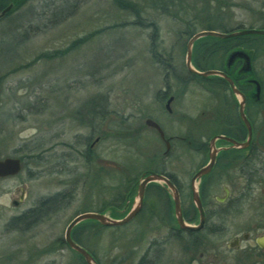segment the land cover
<instances>
[{
	"label": "rangeland",
	"instance_id": "obj_1",
	"mask_svg": "<svg viewBox=\"0 0 264 264\" xmlns=\"http://www.w3.org/2000/svg\"><path fill=\"white\" fill-rule=\"evenodd\" d=\"M127 1L143 9L145 23L157 26L156 37L153 28L133 25L136 18L120 10L112 0H32L16 10L9 18L11 21L0 22V157L23 160L20 174L0 180V264L80 263L76 252L67 248L50 254L41 252L63 239L68 223L77 214L95 212L115 217L113 209H122L127 195H134L133 189L129 191L133 182L146 171L158 170L164 145L154 130L144 129L147 116L155 115L168 135L195 139L193 119L200 108H210L211 99L204 92L212 89L204 88L205 84L187 83L183 97L178 96L176 103L177 114L182 116L183 110L186 117L179 121L181 128L175 126L171 118L161 113L162 105L155 99L158 89L163 87L164 72L154 63L153 41L156 51L163 54L179 34H184L179 40L183 46L176 45L174 53L176 60L183 61L185 45L195 32L208 28L221 32L239 24L248 28L264 25V21L251 20L238 9L229 17L227 0H211V4L210 0ZM233 1L242 5L252 0ZM90 34L93 36L87 40ZM80 39L84 40L82 44L77 43ZM198 42L210 44L214 40L205 37ZM74 43L76 48L64 55L36 59L41 54L66 51ZM256 47L264 49V37L256 39ZM215 60L216 57L209 58L202 66L209 69ZM254 68L264 91V52L257 55ZM94 105L99 107L93 109ZM85 109L105 110V122H109L106 131L121 133L105 137L92 148L89 163L76 149L83 152L85 148L77 145V136L91 137V128L77 126L73 120L77 112ZM115 113L117 118L136 115V121L122 125H142L144 130L136 133L137 138L125 136L122 134L125 127L114 121ZM203 121L197 128L208 134L209 123ZM99 131L97 135L104 136L103 126ZM183 145L186 149V143ZM185 154L187 158L179 171L187 195L185 203L189 206L192 176L189 173L195 167L196 156L191 152ZM172 170L178 172L177 167ZM220 179L217 174L212 182ZM22 189L24 199L20 201ZM148 192L147 202L155 201L156 210L163 213L167 209L163 192L157 187ZM56 194L64 195L62 204L42 224L25 232L7 229L12 217L30 209L38 200ZM254 198L256 207L264 200V191L257 188ZM13 202L18 206H13ZM128 212L129 207L120 210L116 218L121 219ZM163 214L160 218H166L163 222L160 219L155 222L143 212L122 227L106 228L97 235H89L87 230L82 241L101 264H113V260L118 264H137L151 241H166L163 248L159 247L163 250L161 258L167 260L165 263L178 264L185 257L178 241L168 242L165 224L173 222ZM255 214L252 207L244 218L242 215L236 218L242 221L237 223L245 225L249 218L257 219ZM244 229L232 226L230 233L219 238V251H226V241ZM29 257L33 260L28 261ZM202 261L198 263L203 264Z\"/></svg>",
	"mask_w": 264,
	"mask_h": 264
},
{
	"label": "flooded vegetation",
	"instance_id": "obj_2",
	"mask_svg": "<svg viewBox=\"0 0 264 264\" xmlns=\"http://www.w3.org/2000/svg\"><path fill=\"white\" fill-rule=\"evenodd\" d=\"M225 3L229 17H233V13L238 9L239 12L248 14L251 20L264 21V0H252L242 5H237L233 0L230 2L227 0ZM209 8L213 11L211 7ZM221 8L225 9L224 7ZM240 14L243 13H239L238 15ZM247 30H264V25L257 28H248L244 24H239L235 28L221 32L213 28L202 29L191 34L188 41L193 35L202 31L234 34ZM183 36L185 35L179 34V38L176 39L172 47L163 50L167 55L163 53L159 54L161 59L154 58V63L157 67L162 68L164 72L163 87L160 90L158 89L155 99L162 105L161 113L171 118L174 125L179 128L182 127L179 121L186 116H184L181 107L180 110H182L181 113L183 115L180 116L177 114L176 103L178 96L183 97L187 83L196 82L200 85L205 84L204 88L206 89L211 88V91L204 92L207 96L209 95L211 106L203 110L200 108L197 117L193 119L196 127L195 139H188L186 136L181 137L175 134L168 135L163 124L156 119L155 115L151 114L145 118L143 123L144 129L149 128L156 132L164 145V152L158 161V170L146 171L142 173L140 179H136L133 182L129 191L131 192L133 189L135 191L134 195H127L128 198H126L125 204L120 210L125 211L129 207L130 211L137 205V188L139 181L143 177L150 174L161 175L171 183L177 192L181 215L185 225L198 228L202 219L201 228L196 231L179 228L174 214V200L171 196L173 192L162 182H154L146 185L141 209L131 221L143 212H146L155 222L162 217L161 214L163 213L165 216L171 218L170 220L173 222V225H167L164 222L165 227L169 231L167 240L168 242L172 240L178 241L179 250L182 251L181 255L185 257L178 264H199V260H203V264H264V200L259 201L255 207L256 199L254 198V193L257 188L264 191V91L262 82L256 75L254 68L257 55L264 52V49L259 50L256 47V39L264 36L248 34L225 39L206 37L214 40L210 44L199 43L198 41L200 39L205 38L202 37L194 42L191 66L200 73L217 71L223 73L226 77L217 75L201 77L192 74L186 68V55L183 61L181 59L176 60L174 55L175 48L178 44L179 47L183 46L179 42ZM187 43L184 48L185 54H187ZM196 44L197 47H195ZM181 51L179 50L180 58ZM244 53L249 56L251 65L250 72L244 70ZM234 54L235 56H233ZM214 57H216L217 62L211 68L206 69L202 66L209 58L213 59ZM228 79L231 80V83ZM90 111L96 116L92 124L89 119ZM90 111L85 109V111L77 112L76 118H73L77 126L90 127L92 131L91 137L81 139L77 136V145L85 149H83V152L78 149L76 151L81 154V158L86 162L89 156V149L92 150L105 137L115 136V134L106 131V126L109 123L108 121L105 122L106 111L98 109L96 111ZM113 115L114 121L118 122L120 126L124 122L136 121L138 119L133 114H130L126 118H121V116L117 118V113ZM147 120H151L159 126L163 132V137L157 129L146 124ZM203 120L209 123L210 133L208 134L200 133L201 128H197L200 126L199 122H204ZM94 126L97 127V130L93 128ZM101 126L104 127V136L97 135L100 132ZM122 126L125 127L123 129L130 131L129 133L123 130L124 132L122 133L125 136L131 135V137L135 136V138L139 135L136 133L144 130L142 125L138 127ZM94 135L97 136L93 137ZM90 139L91 142L89 143ZM180 141L186 143V149H184V143L177 145V142ZM185 152L189 154L191 152L196 156L195 167L189 173V175H192L189 181V206H186L187 204L185 203L187 195L182 185L183 183L181 181L183 178L179 171L184 166L183 164L187 158ZM211 156L214 157L211 168L201 175L200 178L196 179L195 182V189L200 204V208L198 209L197 204L193 200L191 181L196 174L210 165ZM175 167L178 168V172L172 170ZM168 169L171 171H168ZM217 174L221 179L213 183L212 178L217 177ZM130 183L131 180H129L128 186ZM152 187H157L166 197L167 209L163 213H159L156 210L155 201L147 202V197H149L148 191ZM168 207H170V210ZM252 207L257 212L255 214L257 219L254 217L249 218L246 220L247 222L245 221V225L237 223L242 221L236 218L240 215H242L241 218H244L243 216L246 215L247 210H251ZM113 210L120 212L118 209ZM105 215L112 219H117L111 215ZM165 219H160V221L163 222ZM232 226H242V228L246 229L242 233H235L233 237L226 241V251H219V238L226 233H230ZM176 235H179V237L176 238ZM154 242L158 244L152 245ZM165 243L166 241H151L147 248L150 250L143 253L137 264H168L165 263L167 260L161 258L163 250L159 248ZM187 256L188 259L186 260Z\"/></svg>",
	"mask_w": 264,
	"mask_h": 264
},
{
	"label": "water",
	"instance_id": "obj_3",
	"mask_svg": "<svg viewBox=\"0 0 264 264\" xmlns=\"http://www.w3.org/2000/svg\"><path fill=\"white\" fill-rule=\"evenodd\" d=\"M12 8H13V4H9L4 9H2L0 11V20L3 19L12 10ZM248 34H257V35L264 36V30H247V31H241V32L234 33V34H222V33L215 32V31H202V32H199V33L193 35L187 43V54H186V68H187V70L190 73L195 74V75H199L201 77H208V76H214V75L226 77L223 73H220L217 71H206V72L200 73V72L196 71L191 66V56H192V48H193L194 42L196 40H198L199 38H202V37H214V38H219V39H225L228 37L242 36V35H248ZM235 54L233 56H235ZM244 58H245L244 70L246 72H250L251 71V65H250V61H249V56L247 54H245ZM228 81L231 83V80L228 79ZM256 84H257V82H256ZM257 92H258V88H257ZM245 122L247 123L246 119H245ZM146 124L148 126H151V127H154L155 129H157L159 131L160 135L163 137V132L161 131V129L159 128V126L156 123L152 122L151 120H147ZM213 160H214V157L211 156L210 165L206 169H204V170L200 171L198 174H196L191 181L192 196H193L194 202L198 206V209L200 208V204H199V200H198V196H197V191L195 189V182H196V179L200 178L201 175L206 173L211 168ZM22 169H23V163H22L20 158H15V157L1 158L0 157V179L15 177L21 173ZM154 182H162L168 188H170L172 190L173 194L171 196L174 200V214H175V219H176V222H177L179 228L183 229V230H189V231L199 230L202 226V219H201L200 226L198 228L197 227H189V226L185 225L183 218H182V215H181V210H180V206H179V202H178V195H177V192L174 189V187L171 185V183L165 177H163L161 175L150 174L146 177H143L139 181L138 188H137L138 203L123 218L112 219L105 214L95 213V212L80 213V214L76 215L68 223V225L65 229V232H64V237L62 240L65 242V244L67 245V247L69 249L78 253L83 258V260L85 261L86 264H97L96 261L94 260V258L92 257V255L86 249H84L82 246H80L79 244H77L73 241L72 236H71L72 230L77 225H79L81 222L86 221V220L97 221L100 225L106 226V227H121V226L128 224L138 214V212L141 209L142 201H143V194H144V190H145L146 185L149 183H154ZM23 199H24V190L22 189L20 201H23ZM12 204L15 207L18 206L17 202H13Z\"/></svg>",
	"mask_w": 264,
	"mask_h": 264
},
{
	"label": "trees",
	"instance_id": "obj_4",
	"mask_svg": "<svg viewBox=\"0 0 264 264\" xmlns=\"http://www.w3.org/2000/svg\"><path fill=\"white\" fill-rule=\"evenodd\" d=\"M30 1H32V0H0V11L2 9H4L7 5L13 4L12 10L3 19H1L0 22L3 21V20L11 21L12 19H9L10 16L16 10H18L19 8L25 6ZM112 2L120 10L129 12V13H131V15H133V17L136 18V21L133 22V25L138 26L140 28H142V26H144V28H153L154 37L157 36V32H158L157 26L153 22L145 23V21H144V19L142 17V13H143V9L142 8L138 7L136 4L131 3L130 1H127V0H112ZM92 36H93V34H90L86 39L88 40V38H89V40H90L92 38ZM83 42H84V40L80 39V40H78L77 43L82 44ZM152 44H153V49H151V53H152L153 57L157 58V59H161V57L159 55L160 53L158 51H156V49H155V46H156L155 44L156 43L153 41ZM74 48H76V43L72 44L71 47L68 50H66V51L65 50L62 51V52L61 51H56L53 54H47V55L46 54H41L36 59H40V58H43V59L51 58L52 59L55 56L64 55L66 52H68L69 50H72ZM96 107H99V106H97V105H94V107L92 106L93 109L94 108L96 109ZM90 116H91L90 117V123L92 124L93 121H94L93 119L96 118V116L94 115L93 112H90ZM93 128L95 130H97L96 126H94ZM122 134H124V133H122ZM115 135H119L120 136L121 133L116 132ZM91 152H92V150L89 149V151H88V155L89 156L87 157L88 158L87 162H91V158H92L91 157ZM39 157H41V156H39ZM40 160L41 161L44 160V157L41 158ZM21 161H23V160L21 159ZM63 196H64L63 194H56V195H53L51 197L42 198L41 200H38V202L33 207H31L30 209L24 211L23 213H21L20 215H18L16 217H12L9 220V223L7 225V229L11 230V231H22V232H25V231H29L32 228L42 224L43 221L46 218H50V216L54 212H56V209L58 208L59 204H62L61 200L64 198ZM117 213H118L117 211H114L113 215H115V217H116ZM106 228H118V227H104V226L100 225L97 221L86 220V221L81 222L79 225H77L72 230V233H71L72 239L76 243H78L79 245L83 246V248L86 249L92 255V257L94 258V260L96 261L97 264H101L99 259L91 251H89L86 248L85 241H82V238H83L82 236L85 235V232L87 230H89V232H88L89 235H97L101 230H107ZM175 237L178 238L179 235H176ZM86 243H88V242H86ZM156 244H158V243L154 242L152 245H156ZM63 248L69 249L63 240H57V241L54 242V244L52 246L48 247L47 250L42 251L41 255L45 254V253H49L50 254V253H52V252H54L56 250H60V249H63ZM69 250H71V249H69ZM149 250L150 249H147L146 252H148ZM75 254H77L78 260L80 262L79 264H86L85 261L83 260V258L78 253H75ZM32 260H33V258L29 257L28 261H32ZM113 261H114L113 264H118L116 260H113ZM139 264H141V263H139ZM144 264H146V263H144Z\"/></svg>",
	"mask_w": 264,
	"mask_h": 264
}]
</instances>
